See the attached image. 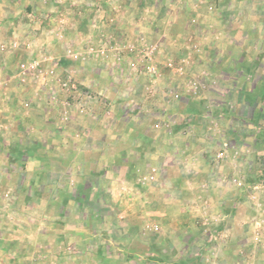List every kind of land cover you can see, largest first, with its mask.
I'll use <instances>...</instances> for the list:
<instances>
[{
    "label": "rangeland",
    "instance_id": "1",
    "mask_svg": "<svg viewBox=\"0 0 264 264\" xmlns=\"http://www.w3.org/2000/svg\"><path fill=\"white\" fill-rule=\"evenodd\" d=\"M206 4L219 9L204 0H0V264H124L128 231L140 246L190 212L175 180L191 174V160L159 151L180 137L175 125L183 138L193 131V115L168 104L200 97L204 117L226 93L222 51H213L219 64L206 63L209 35L189 31L203 25L195 9ZM192 77H204L197 93ZM18 87L25 95L14 99ZM160 96L167 105L149 112ZM215 156L214 169L223 161ZM234 177L214 181L231 187ZM212 182L195 179L194 196H208Z\"/></svg>",
    "mask_w": 264,
    "mask_h": 264
},
{
    "label": "crops",
    "instance_id": "2",
    "mask_svg": "<svg viewBox=\"0 0 264 264\" xmlns=\"http://www.w3.org/2000/svg\"><path fill=\"white\" fill-rule=\"evenodd\" d=\"M204 1L211 7L219 3V9L206 11L207 4L195 9L203 25L189 31L199 33L201 30V35H209L202 38L204 49L211 50L205 57L206 63L214 62L215 66L218 61L214 60L213 51H222L223 55L219 56L226 60L217 70L220 69L218 76L225 78L226 93L223 92L221 97L216 95L221 102L215 108L210 107L209 114L204 117L200 115V102L203 103L200 97H189L191 100L180 107H176L179 102L168 104L173 111L180 112L184 108L193 115L190 125L193 131L191 138H183L180 132L184 125H175L173 128L180 137L169 138L159 151L162 158L166 152L176 151L181 160L184 157L191 160L193 169L187 177L182 173V177L178 176L176 165L168 168L171 174L180 178L175 183L189 195L186 198L190 212L186 211L187 214L178 221L165 220L162 229L153 234L154 241L150 239L152 235L147 241L140 238V246H136V237L128 231L124 251L118 253L126 258L124 264H264V0ZM165 78L169 82V77ZM228 83L232 84L229 86ZM19 94L25 95L20 87L13 93V98ZM213 94L209 91L203 97L210 98ZM155 105L149 107V112L167 105L165 96H160ZM145 126L142 124L141 129ZM130 129L135 131L140 127L132 123ZM148 129L153 130V127ZM218 129L237 144L239 157L234 160L229 150L214 169L212 158L223 149L225 140L221 132L215 133ZM234 175L241 179V186L216 185L217 181H214ZM197 178L213 181L209 183L207 198L194 196L200 193L191 188ZM253 196L257 198L256 205ZM199 200L205 201H200L199 205ZM203 212L209 216L219 213L223 220L206 226ZM206 227L210 228L208 234ZM256 234L258 240L254 238ZM160 238L168 242L165 249L158 242ZM138 257L141 259L136 260ZM116 258L114 264H121L122 256Z\"/></svg>",
    "mask_w": 264,
    "mask_h": 264
},
{
    "label": "built area",
    "instance_id": "3",
    "mask_svg": "<svg viewBox=\"0 0 264 264\" xmlns=\"http://www.w3.org/2000/svg\"><path fill=\"white\" fill-rule=\"evenodd\" d=\"M182 1H186V0H182ZM193 47L194 48H197V45L196 44H194L193 45ZM191 81H192V89L194 90V92L195 93H197V91L200 89L199 88V86L195 83V82H200V81H204V77H198L197 79L196 78H194V77H192L191 79H190ZM222 146H223V149L221 150V151H219L217 154H216V156H215V159H219V160H222V159H225V157H226V155L228 154V150L230 149H233V154L231 155V157L235 160V159H237L238 157H239V152L237 151V149H236V146L235 145H232L231 143H229V142H224L223 144H222ZM231 183L232 184H236L237 186L239 185V186H241L242 185V181H241V179L239 178V177H234L233 179H232V181H231ZM253 199H254V204L256 205V204H258V202H257V198L255 197V196H253ZM205 220H206V222H205V225L206 226H208L209 225V227L211 226V224H213V223H220L222 220H223V216L221 215V214H214V215H208L207 213L205 214ZM209 230H210V228H208V227H206L205 228V232L208 234L209 233ZM257 233V232H256ZM255 240H258V234H256L255 235ZM249 264H252V263H249Z\"/></svg>",
    "mask_w": 264,
    "mask_h": 264
}]
</instances>
